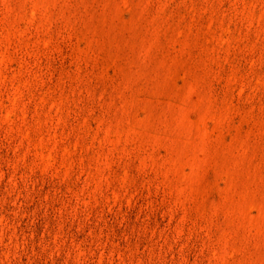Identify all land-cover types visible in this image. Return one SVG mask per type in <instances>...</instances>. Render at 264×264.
Listing matches in <instances>:
<instances>
[{"label": "rangeland", "instance_id": "obj_1", "mask_svg": "<svg viewBox=\"0 0 264 264\" xmlns=\"http://www.w3.org/2000/svg\"><path fill=\"white\" fill-rule=\"evenodd\" d=\"M0 264H264V0H0Z\"/></svg>", "mask_w": 264, "mask_h": 264}]
</instances>
